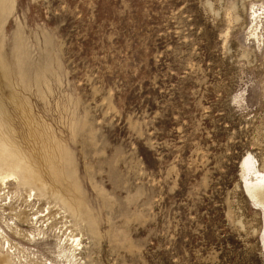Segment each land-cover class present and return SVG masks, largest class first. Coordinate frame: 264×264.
Listing matches in <instances>:
<instances>
[{
	"label": "rangeland",
	"instance_id": "rangeland-1",
	"mask_svg": "<svg viewBox=\"0 0 264 264\" xmlns=\"http://www.w3.org/2000/svg\"><path fill=\"white\" fill-rule=\"evenodd\" d=\"M0 115L83 220L67 260L2 187L13 263L264 264V0H0Z\"/></svg>",
	"mask_w": 264,
	"mask_h": 264
},
{
	"label": "bare ground",
	"instance_id": "bare-ground-1",
	"mask_svg": "<svg viewBox=\"0 0 264 264\" xmlns=\"http://www.w3.org/2000/svg\"><path fill=\"white\" fill-rule=\"evenodd\" d=\"M253 14L255 18H257V12L255 11ZM2 120L0 115V199L6 195L7 191H4L2 187L7 188L8 184H14L18 190L24 191L25 208L19 211L17 220L24 225L29 224L34 226L36 230L33 233L37 232L38 238H36V235L32 232L24 235L19 229L17 235L29 241H37L45 239L48 232L53 233L57 238V247L62 256L67 260L75 259L74 250H78L77 248L81 243L79 244L80 238H78L70 228L74 230L80 229L83 224L81 216L72 209L67 200L63 199L62 196H57V194L51 191L48 184L41 177H37L36 174L32 172L33 168L31 170V167L28 168V164L26 165L24 162L25 159H22L20 156V151L18 148L16 149L17 146L5 136ZM11 138L14 139L12 136L10 139ZM242 170L245 175L253 174L255 179H245L246 195L255 205L259 206L264 211V173L259 172L253 167L250 155L244 158ZM47 196L54 197L56 202L52 204ZM42 202L46 203L45 207L43 210H39V206ZM37 205L38 207L36 208ZM7 242L6 240L5 243ZM74 247L75 249L71 251ZM11 248L12 247L9 248L7 254L0 253V264H16L13 263V258L10 255V253L13 254L12 250H10ZM17 264L22 263L19 262ZM36 264L53 263L44 260L37 261Z\"/></svg>",
	"mask_w": 264,
	"mask_h": 264
}]
</instances>
